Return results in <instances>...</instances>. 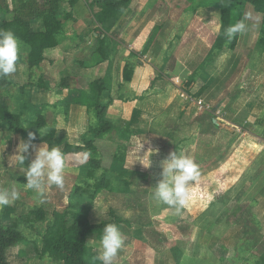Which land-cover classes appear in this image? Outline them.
Returning <instances> with one entry per match:
<instances>
[{"label":"crops","instance_id":"obj_1","mask_svg":"<svg viewBox=\"0 0 264 264\" xmlns=\"http://www.w3.org/2000/svg\"><path fill=\"white\" fill-rule=\"evenodd\" d=\"M90 2L64 4L69 19L62 22L58 46L44 52L39 67H28L29 48L21 45L17 72L6 77L0 97L10 111L3 88L29 93L11 114L20 124L42 117L45 127L39 137L53 131L51 147L60 150L91 137L93 111L76 100L88 101V85L101 81L99 102L111 101L105 112L111 130L94 141L100 169L90 176V155L83 165L77 163L83 153L65 155L64 188L46 185L37 196L25 189V170L9 164L27 138L0 129V188L14 186L20 193L10 206L42 208L45 214L67 209L85 215L92 225L107 221L111 210L129 223L118 226L125 245L114 264H246L250 251H264L262 19L248 7L249 18L245 13L242 19L247 31L235 45L227 42L217 49L220 21L214 0H131L109 30L94 20ZM5 6L11 10V0H0V22L10 18L2 11ZM31 28H40L39 21L31 22ZM99 40H106L108 59L84 65ZM129 59L134 62L132 78L123 82ZM62 80L66 88L59 87ZM39 81L44 89L38 88ZM42 144L33 143L37 148ZM118 149L124 154L121 163L115 162ZM150 149L155 154L145 169L139 159ZM173 151L193 159L200 172L199 180L190 182L189 203L179 214L151 197L161 163ZM34 157L30 149L24 167ZM102 176L108 190L92 200V186ZM233 200L250 203L257 234L253 241L252 225L246 228L247 222L230 219ZM101 235L86 238L93 258Z\"/></svg>","mask_w":264,"mask_h":264},{"label":"trees","instance_id":"obj_2","mask_svg":"<svg viewBox=\"0 0 264 264\" xmlns=\"http://www.w3.org/2000/svg\"><path fill=\"white\" fill-rule=\"evenodd\" d=\"M63 0H48L44 3H38L37 0H11L12 9L6 8L5 13L10 18L3 19L0 22V30L12 31L18 40L28 46L29 52L27 56V65L29 68H36L44 60V52L58 46V36L62 32V22L69 19V14L65 12L59 18V8ZM131 0H91L87 4L88 9L93 12L94 20L110 29L111 23L125 12ZM78 0H67L69 6L76 4ZM218 6V15L220 21V29L216 38L215 47L220 49L225 43L229 42L230 46L235 45L239 35L232 40H227L223 35V30L228 26L235 24L243 19L248 6L255 13L261 14L262 22L260 26V37L258 40L259 47L264 51V0H214ZM94 9H97L94 12ZM40 21V28L33 30L31 22ZM92 61L86 66H94L103 63L108 59L106 40H99L97 50L91 55ZM132 59H129L124 66L122 80L129 82L133 73ZM85 65V64H84ZM6 83V78H0V86ZM60 88H66L65 81L62 80ZM38 88L45 87L39 81ZM104 91L101 81H94L88 85V101L84 102L82 98L76 101L93 111L96 125L91 128V137L83 139L80 145L71 146L65 144L60 151L65 155L73 154H90L91 176L94 170L100 169L101 158L96 153L94 141L101 138L111 130V123L106 120L105 112L111 101L101 104L99 97ZM85 97L84 95H82ZM87 100V99H86ZM45 127L42 117H37L34 122H26L20 124L17 116L8 111L5 99L0 97V129L11 134H17L28 138V133L32 132L36 135L33 143H47L49 147L52 145L54 132L41 138L39 131ZM123 151L118 149L115 156V162L123 161ZM108 190V182L102 176L101 179L92 186L90 198L95 200L99 193ZM4 211V208L2 209ZM2 211V212H3ZM45 211L42 208H33L27 211L23 220L32 225L41 223L45 219ZM109 220L98 225L89 223L85 215L77 214L67 209H59L52 212L51 223L46 227L42 235V252L54 262L60 264H90L89 248L86 245V238L89 234L102 232L105 225L113 223L129 225L122 221L119 217L109 210L107 214ZM24 241L23 236L17 230L16 222L11 225L4 226L0 223V264H9L7 253L13 247ZM256 264H264V256L257 260Z\"/></svg>","mask_w":264,"mask_h":264},{"label":"clouds","instance_id":"obj_3","mask_svg":"<svg viewBox=\"0 0 264 264\" xmlns=\"http://www.w3.org/2000/svg\"><path fill=\"white\" fill-rule=\"evenodd\" d=\"M246 17L245 19H247ZM244 20L237 21L223 30L227 40H232L247 31ZM21 43L12 31L0 30V78L10 77L17 72V62L20 57ZM40 135L43 133L39 131ZM36 135L28 133L27 140H21L14 155L9 157L10 166H20L25 170V189L31 190L37 196L43 193L45 186H55L63 189L65 186L66 156L57 147H49L43 143L38 148L33 145ZM30 149L35 151V157L27 167H24ZM154 150L147 151L140 157L139 163L148 169L151 167L150 157ZM89 153H83V158L77 163L83 165L89 158ZM160 178L151 188V197L158 203L173 208L177 214L184 209L190 200V182L200 178V172L193 159L183 152H170L161 163ZM20 193L14 186L0 188V207H5L19 199ZM125 245V239L116 224L104 226L98 241V255L94 257L99 264H114L118 253Z\"/></svg>","mask_w":264,"mask_h":264},{"label":"rangeland","instance_id":"obj_4","mask_svg":"<svg viewBox=\"0 0 264 264\" xmlns=\"http://www.w3.org/2000/svg\"><path fill=\"white\" fill-rule=\"evenodd\" d=\"M10 1V0H9ZM67 2V0L62 1V3L60 5L59 8V18H61V14L63 16V14L66 12V8H64V4ZM7 5V4H5ZM250 7V6H248ZM6 6L4 8H2V11L5 12ZM251 9V8H250ZM252 10V9H251ZM247 11V10H246ZM250 12L245 16L248 17L250 16ZM252 12L258 17V21L259 19H262L261 14L255 13L253 10ZM65 21V20H64ZM40 23V21H39ZM41 25V24H40ZM260 36V33H259ZM21 45L24 48H27V46L25 44H23L22 42H20ZM90 57V56H89ZM87 58L86 61L84 62L85 65H88L91 63L92 61V57ZM35 77H38V72L35 73ZM37 78H35L36 80ZM34 80V81H35ZM1 93L4 94V97L8 98L9 101V108H10V113L17 111L18 108H20L19 103L21 104V101H27L28 97H29V93L27 92H20L17 90H13V89H6L3 88ZM20 101V102H19ZM31 111H33L32 109H30V113ZM33 113H31L30 115H32ZM31 118V116H30ZM34 119L37 118L33 117ZM249 156V155H248ZM204 186H201V190L204 189ZM197 190V187H195L193 190ZM196 193V191H195ZM202 193H205L204 190L202 191ZM220 192L218 191V194ZM237 200H233V202H236ZM250 203L246 202V203H241L238 201L236 203H232V205L229 207L230 209V219L231 221L235 222H247V227H249V225H252V231H253V237L250 238V240L253 241V239L255 237H257L256 234V227L255 224L253 222V218H251V209L249 207ZM248 210V213L246 214V212H244V209ZM4 208V211L2 212L0 210V223L3 224L4 226H8L11 225L13 222H16L17 225V230L21 233V235L24 238V241L17 245L16 247H13L12 249H10L7 253V259L9 264H60L57 262H54L53 260H51L50 258H48L45 254H43L42 252V235L45 232L46 227L51 223L52 221V217H51V212L48 211L47 214L45 215V219L41 222V223H37V224H30L27 223L23 220V218L26 216L27 210L25 209H21V208H12L10 205L2 207ZM62 210V209H61ZM240 216H242L243 218H239ZM239 218V219H238ZM109 220V218H108ZM123 225V224H121ZM126 226V225H124ZM261 252V255L259 256ZM89 258H90V264H97L94 260V258L91 255V251L89 252ZM264 256V251H257L254 250L251 251L246 254V259L247 262L246 264H256L257 260L259 258H262Z\"/></svg>","mask_w":264,"mask_h":264},{"label":"built area","instance_id":"obj_5","mask_svg":"<svg viewBox=\"0 0 264 264\" xmlns=\"http://www.w3.org/2000/svg\"><path fill=\"white\" fill-rule=\"evenodd\" d=\"M197 105L201 108L202 107V104L200 101H198Z\"/></svg>","mask_w":264,"mask_h":264}]
</instances>
